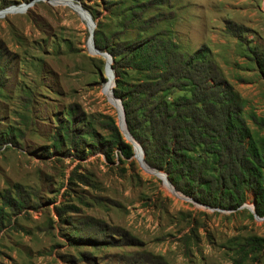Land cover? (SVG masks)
<instances>
[{"label": "rangeland", "instance_id": "rangeland-1", "mask_svg": "<svg viewBox=\"0 0 264 264\" xmlns=\"http://www.w3.org/2000/svg\"><path fill=\"white\" fill-rule=\"evenodd\" d=\"M76 4L112 44L161 32L185 54L206 45L264 140V0H0V264H264V242L244 247L264 238L251 189L237 210L211 208L136 155L107 159L119 114Z\"/></svg>", "mask_w": 264, "mask_h": 264}, {"label": "trees", "instance_id": "trees-1", "mask_svg": "<svg viewBox=\"0 0 264 264\" xmlns=\"http://www.w3.org/2000/svg\"><path fill=\"white\" fill-rule=\"evenodd\" d=\"M161 34L112 44L100 30L94 33L96 46L112 55V90L123 104L129 133L144 150L142 165L167 173L177 192L211 208L237 210L251 189L255 210L264 216V140L262 145L253 140L242 98L208 58L206 45L185 54ZM255 60L264 77V56ZM106 127L110 139L101 150L107 159L113 160L112 152L118 158L136 155L114 119ZM260 241L264 238L248 236L244 247L256 250ZM144 264L169 263L146 252Z\"/></svg>", "mask_w": 264, "mask_h": 264}, {"label": "bare ground", "instance_id": "bare-ground-1", "mask_svg": "<svg viewBox=\"0 0 264 264\" xmlns=\"http://www.w3.org/2000/svg\"><path fill=\"white\" fill-rule=\"evenodd\" d=\"M23 8V7H22ZM25 8V6H24ZM12 9V8H10ZM24 10V9H23ZM78 12L83 16V18L89 23L88 25H90L91 29L94 28V24L92 23L91 19H90V16L89 14L81 9V8H78ZM88 45L90 47V49L95 52V53H100L96 48H95V45L93 44L92 40H89L88 42ZM91 51V52H92ZM107 75H108V80L106 81V83L104 84V91L105 93L108 95L109 97V100L116 106V108L118 109V114H119V119H120V124L122 126V129L124 131H126V128H125V123H124V118H123V113H122V108H121V105H120V102L118 100H116L114 98V95L112 93V88L114 87V81H115V78L113 76V72L110 70V58L107 57ZM165 180L167 181V179L165 178ZM168 182V181H167ZM169 183V182H168ZM171 185V184H170Z\"/></svg>", "mask_w": 264, "mask_h": 264}, {"label": "water", "instance_id": "water-1", "mask_svg": "<svg viewBox=\"0 0 264 264\" xmlns=\"http://www.w3.org/2000/svg\"><path fill=\"white\" fill-rule=\"evenodd\" d=\"M76 5H79V4H76ZM81 8H83L81 5H79ZM84 9V8H83ZM5 10V9H4ZM88 14H89V16H90V19L92 20V22H93V24H94V28H92V29H90V35H89V39L90 40H92V42H93V44L95 45V42H94V29H95V26H96V24H95V21L93 20V18H92V15H91V13L88 11V10H86V9H84ZM95 48L100 52V54L102 55V56H104V57H109L110 58V62H111V64H110V70L113 72V76H114V78H115V72H114V69H113V67H112V63H113V58H112V55L109 53V52H106V51H101L96 45H95ZM105 68H107V62H106V66H105ZM114 86H115V81H114ZM112 93H113V95H114V91L112 90ZM114 98L116 99V100H118L119 102H120V105H121V108H122V113H123V118H124V123H125V128H126V131H124L123 129H122V126H121V124L119 123V125H120V128H121V130L123 131V133L125 134V136L133 143V146H134V148H135V150H136V157L139 159V157H138V151H140V153L142 154V156L140 157V161L142 162H145L144 161V150H143V148H142V146L140 145V143L138 142V141H136L132 136H131V134L129 133V131H128V129H127V126H126V122H125V111H124V108H123V104H122V102H121V99L120 98H118V97H116L115 95H114ZM146 163V162H145ZM147 164V163H146ZM165 176H166V179H167V181L169 182V184H171L172 185V183H171V181L169 180V178H168V176H167V173H165ZM173 186V185H172ZM174 187V186H173ZM192 199V198H191ZM194 202H196L194 199H192ZM253 212L255 213V209H253ZM255 215L257 216V217H259V215L257 214V213H255Z\"/></svg>", "mask_w": 264, "mask_h": 264}, {"label": "crops", "instance_id": "crops-1", "mask_svg": "<svg viewBox=\"0 0 264 264\" xmlns=\"http://www.w3.org/2000/svg\"><path fill=\"white\" fill-rule=\"evenodd\" d=\"M185 239L187 240V237Z\"/></svg>", "mask_w": 264, "mask_h": 264}]
</instances>
